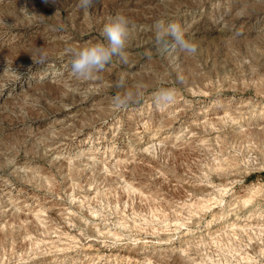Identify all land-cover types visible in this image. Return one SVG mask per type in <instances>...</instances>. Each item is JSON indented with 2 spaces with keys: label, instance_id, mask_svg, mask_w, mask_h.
Here are the masks:
<instances>
[{
  "label": "rangeland",
  "instance_id": "1",
  "mask_svg": "<svg viewBox=\"0 0 264 264\" xmlns=\"http://www.w3.org/2000/svg\"><path fill=\"white\" fill-rule=\"evenodd\" d=\"M78 5L0 0V264H264V0ZM116 13L127 63L74 77L66 50Z\"/></svg>",
  "mask_w": 264,
  "mask_h": 264
},
{
  "label": "clouds",
  "instance_id": "2",
  "mask_svg": "<svg viewBox=\"0 0 264 264\" xmlns=\"http://www.w3.org/2000/svg\"><path fill=\"white\" fill-rule=\"evenodd\" d=\"M94 0H79V7L84 10L91 8ZM153 32L157 46L164 49L171 48L185 54H195L197 45L186 38L185 31L177 22H165L158 19L153 24ZM129 20L121 13L109 16L104 24L100 36L102 40L96 42L87 41L83 45L69 47L66 51L70 56L71 73L74 77L82 80H90L95 74L103 71L113 57L127 63L125 52L129 38ZM47 59L46 54L41 52L40 59L34 63L43 64ZM117 88H124L123 78L115 84ZM137 91L119 92L112 98L116 108H123L132 102H136L142 95L137 85ZM154 103L157 107H164L173 103L176 99V89L173 87H161L154 94Z\"/></svg>",
  "mask_w": 264,
  "mask_h": 264
}]
</instances>
